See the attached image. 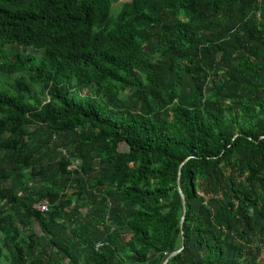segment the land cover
<instances>
[{"label": "trees", "instance_id": "1", "mask_svg": "<svg viewBox=\"0 0 264 264\" xmlns=\"http://www.w3.org/2000/svg\"><path fill=\"white\" fill-rule=\"evenodd\" d=\"M0 74V264H264V0H0Z\"/></svg>", "mask_w": 264, "mask_h": 264}, {"label": "water", "instance_id": "2", "mask_svg": "<svg viewBox=\"0 0 264 264\" xmlns=\"http://www.w3.org/2000/svg\"><path fill=\"white\" fill-rule=\"evenodd\" d=\"M191 158H189L188 160H190ZM187 160V161H188ZM184 166V164H183ZM182 166V167H183ZM182 168H181V171H180V178L182 176ZM179 191H180V194L182 196V199H183V202L185 204V213H184V216H183V219L181 220V229H182V234H183V227H184V223L186 222L187 220V196L182 188V183H181V179L179 181ZM183 241H184V237H183ZM184 250V245L182 246L181 249H179L178 251H175L171 256H169L168 259H166L162 264H169L171 259H173L176 255H178L179 253H181L182 251Z\"/></svg>", "mask_w": 264, "mask_h": 264}, {"label": "built area", "instance_id": "3", "mask_svg": "<svg viewBox=\"0 0 264 264\" xmlns=\"http://www.w3.org/2000/svg\"><path fill=\"white\" fill-rule=\"evenodd\" d=\"M74 167H75V169H77V166L76 165ZM34 208L37 211H39V212L48 213L50 211L51 205L49 204L48 201H41V202L35 204L34 205ZM105 226L106 227H109L110 229L112 228V225H111V222H110V216L109 215L106 216ZM111 231H114V228H112ZM101 245H102V243H99L97 245V249H99Z\"/></svg>", "mask_w": 264, "mask_h": 264}, {"label": "rangeland", "instance_id": "4", "mask_svg": "<svg viewBox=\"0 0 264 264\" xmlns=\"http://www.w3.org/2000/svg\"><path fill=\"white\" fill-rule=\"evenodd\" d=\"M32 53H36V52H34V51H32ZM15 52H7V56H8V58L9 59H13L14 57H15ZM38 55H39V53H38ZM15 77L14 76H8V75H5V74H0V84L2 83V82H5L6 80H13ZM35 230H36V233L38 234V235H40L41 234V231H40V229L38 228V227H36L35 228Z\"/></svg>", "mask_w": 264, "mask_h": 264}]
</instances>
